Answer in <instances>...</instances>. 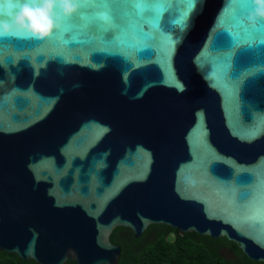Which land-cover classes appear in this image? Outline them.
Masks as SVG:
<instances>
[{
    "label": "water",
    "instance_id": "1",
    "mask_svg": "<svg viewBox=\"0 0 264 264\" xmlns=\"http://www.w3.org/2000/svg\"><path fill=\"white\" fill-rule=\"evenodd\" d=\"M79 5L44 40L0 38V250L117 264L116 227L166 224L264 262V26L240 23L252 0Z\"/></svg>",
    "mask_w": 264,
    "mask_h": 264
},
{
    "label": "trees",
    "instance_id": "2",
    "mask_svg": "<svg viewBox=\"0 0 264 264\" xmlns=\"http://www.w3.org/2000/svg\"><path fill=\"white\" fill-rule=\"evenodd\" d=\"M122 251L117 264H264L249 258L238 243L195 231L181 233L166 224H152L140 236L119 226L110 236ZM0 264H39L0 250ZM65 264H77L68 260Z\"/></svg>",
    "mask_w": 264,
    "mask_h": 264
},
{
    "label": "clouds",
    "instance_id": "3",
    "mask_svg": "<svg viewBox=\"0 0 264 264\" xmlns=\"http://www.w3.org/2000/svg\"><path fill=\"white\" fill-rule=\"evenodd\" d=\"M10 11L0 10V38L31 36L44 40L60 27L56 16L59 8L64 18L75 16L80 9L79 0H38L37 3H19V0H5ZM252 11L240 21L253 27L264 26V0H252ZM264 73V65H257Z\"/></svg>",
    "mask_w": 264,
    "mask_h": 264
},
{
    "label": "snow or ice",
    "instance_id": "4",
    "mask_svg": "<svg viewBox=\"0 0 264 264\" xmlns=\"http://www.w3.org/2000/svg\"><path fill=\"white\" fill-rule=\"evenodd\" d=\"M133 2L137 3L139 5V4H142L144 2V0H133ZM180 2L186 3V4H193L194 0H180ZM101 18L107 19V15L106 14H102Z\"/></svg>",
    "mask_w": 264,
    "mask_h": 264
}]
</instances>
